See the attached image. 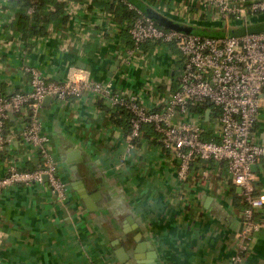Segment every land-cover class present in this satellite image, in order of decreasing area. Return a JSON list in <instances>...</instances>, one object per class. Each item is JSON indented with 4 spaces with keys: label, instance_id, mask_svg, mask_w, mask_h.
<instances>
[{
    "label": "crops",
    "instance_id": "obj_1",
    "mask_svg": "<svg viewBox=\"0 0 264 264\" xmlns=\"http://www.w3.org/2000/svg\"><path fill=\"white\" fill-rule=\"evenodd\" d=\"M132 1L197 30L216 31L217 37L245 32L239 21L232 22L233 29L231 22L213 19L203 0ZM12 2L0 0L5 92L31 89L27 66L50 81L77 76L111 83L116 90L136 92L149 108L178 88L181 54L173 45L146 43L134 64L123 63L125 48L133 47L131 21L112 18L90 0H72L65 4L67 22H50L45 34L25 40L16 29L22 7ZM249 29L264 30V12L253 17ZM126 114L90 95L43 101L39 118L70 199L59 203L46 182L6 188L0 196V264H122L119 248L131 264L231 263L244 206L227 162L196 160L182 181L174 158L150 140L152 128L145 127L144 142L131 145ZM11 119L7 134L13 140L0 146V178L12 166L34 170L40 164L23 140V116ZM256 133L264 144V105ZM254 171L257 194L264 199V161ZM80 181L88 203L79 195ZM241 264H264V228Z\"/></svg>",
    "mask_w": 264,
    "mask_h": 264
},
{
    "label": "built area",
    "instance_id": "obj_2",
    "mask_svg": "<svg viewBox=\"0 0 264 264\" xmlns=\"http://www.w3.org/2000/svg\"><path fill=\"white\" fill-rule=\"evenodd\" d=\"M125 1L136 16L128 27L133 47L125 48L123 63L134 64L146 43L173 45L181 54L178 88L149 108L136 92L116 90L111 83L77 76L50 81L37 68L25 67L31 76V89L9 96L0 93V146L4 148L13 140L6 132L7 118L10 114L19 116L16 114L22 111L23 140L40 164L34 170L12 166L0 178V196L12 185L46 182L59 203H68L69 186L60 176L52 141L43 130L39 111L47 97L67 101L90 95L115 111L127 113L132 146L144 142L145 127H151L154 135L150 140L174 158L182 181L188 178L196 160L227 162L229 173L247 203L237 251L230 263L241 264L256 233L264 228V216L255 215L263 210L264 199L257 194L254 171V166L264 161V144L256 133L264 105V30L249 29L250 17L264 12V0H203L202 4L213 12V19L228 24L244 21L242 35L218 37L164 28ZM32 12V7L27 10L28 14ZM197 107H202V112L195 110ZM207 114L209 124L205 122Z\"/></svg>",
    "mask_w": 264,
    "mask_h": 264
},
{
    "label": "trees",
    "instance_id": "obj_3",
    "mask_svg": "<svg viewBox=\"0 0 264 264\" xmlns=\"http://www.w3.org/2000/svg\"><path fill=\"white\" fill-rule=\"evenodd\" d=\"M14 5L21 6L22 11H20L19 18L17 21L16 29L20 32L25 40H29L32 36L36 34H45V26L50 22H55V24L67 22L68 15L65 14V2L63 0H12ZM89 1V0H87ZM92 6H100L102 9L109 11L110 14L118 21H132L136 16V12L130 10L125 0H90ZM33 8L31 14L27 13L29 8ZM197 33L206 36H217L219 33L208 29L196 30ZM0 93L9 96L13 93L5 92L0 89ZM16 93V92H14ZM99 102V106L103 107ZM195 110L202 112V107H197ZM125 112V111H124ZM126 114V112H125ZM16 115L25 116V113L20 111ZM127 115V114H126ZM128 117V115H127ZM13 122L11 116L7 118L5 128L6 132ZM151 128V127H150ZM130 131V126L128 124V132ZM242 204L244 208L247 203L244 201L242 196ZM256 216L263 217L264 211H257Z\"/></svg>",
    "mask_w": 264,
    "mask_h": 264
},
{
    "label": "water",
    "instance_id": "obj_4",
    "mask_svg": "<svg viewBox=\"0 0 264 264\" xmlns=\"http://www.w3.org/2000/svg\"><path fill=\"white\" fill-rule=\"evenodd\" d=\"M128 1L133 3L137 8H139L141 11H143L148 17L153 19L158 25H160L164 28L173 29V30H177V31L185 32V33H197L196 27L189 26L187 24L180 23V22L174 21L172 19H169L151 7L140 6V5L136 4L135 2H133L132 0H128ZM51 99H52V97H47L44 100V102L51 100ZM10 116L14 117L13 114H10ZM206 118L209 119V114H207ZM80 189H81L80 191L78 190L79 195L83 199H85V201L88 203L89 196L87 194L86 187L84 186L83 183H81V181H80ZM93 196L96 197V195H93ZM138 249H140V248L138 247ZM116 253H117L120 261L122 262V264H131L129 261V258H128V253L124 248H119L118 250H116Z\"/></svg>",
    "mask_w": 264,
    "mask_h": 264
},
{
    "label": "rangeland",
    "instance_id": "obj_5",
    "mask_svg": "<svg viewBox=\"0 0 264 264\" xmlns=\"http://www.w3.org/2000/svg\"><path fill=\"white\" fill-rule=\"evenodd\" d=\"M252 19H253V17H250V22L252 21ZM236 23H239L238 26H242L243 23H244V21H243V19H240L239 22H236ZM236 23H233V24H232V22H231V27H232L233 29L237 27V24H236ZM242 218H243V217H242ZM112 255H113V254H112Z\"/></svg>",
    "mask_w": 264,
    "mask_h": 264
}]
</instances>
